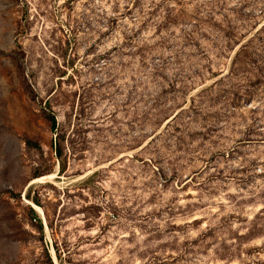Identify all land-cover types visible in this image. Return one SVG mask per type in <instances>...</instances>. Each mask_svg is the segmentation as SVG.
Here are the masks:
<instances>
[{
    "label": "rangeland",
    "instance_id": "obj_1",
    "mask_svg": "<svg viewBox=\"0 0 264 264\" xmlns=\"http://www.w3.org/2000/svg\"><path fill=\"white\" fill-rule=\"evenodd\" d=\"M59 263L264 264V0H0V264Z\"/></svg>",
    "mask_w": 264,
    "mask_h": 264
},
{
    "label": "trees",
    "instance_id": "obj_2",
    "mask_svg": "<svg viewBox=\"0 0 264 264\" xmlns=\"http://www.w3.org/2000/svg\"><path fill=\"white\" fill-rule=\"evenodd\" d=\"M49 121H50V129L52 131H55L57 129V126H56V120H55L54 116H51L50 115ZM52 146L54 148L55 156H56V158H57V160L59 162V165H60V163H61V152H62V149H61L60 143L57 141V139H55V141L53 142V145ZM39 176L38 175H35L34 178H37ZM27 198L29 199V197H27ZM32 201H33L34 204L40 206L37 200L32 199ZM31 212H32L33 218L36 219L37 218L36 213L33 210ZM48 226L50 227L51 225L49 224ZM38 228H39V231L42 230V226L40 224H39V227ZM56 252H57V250L55 249V253ZM59 264H61V263H59Z\"/></svg>",
    "mask_w": 264,
    "mask_h": 264
},
{
    "label": "bare ground",
    "instance_id": "obj_3",
    "mask_svg": "<svg viewBox=\"0 0 264 264\" xmlns=\"http://www.w3.org/2000/svg\"><path fill=\"white\" fill-rule=\"evenodd\" d=\"M253 36V35H252ZM241 45V44H240ZM171 121V120H170ZM55 176V174H49V175H46V176H42V177H37L35 179L32 180V182H43L46 178H53ZM51 180V179H50ZM53 180V179H52Z\"/></svg>",
    "mask_w": 264,
    "mask_h": 264
},
{
    "label": "water",
    "instance_id": "obj_4",
    "mask_svg": "<svg viewBox=\"0 0 264 264\" xmlns=\"http://www.w3.org/2000/svg\"><path fill=\"white\" fill-rule=\"evenodd\" d=\"M33 208V207H32Z\"/></svg>",
    "mask_w": 264,
    "mask_h": 264
}]
</instances>
